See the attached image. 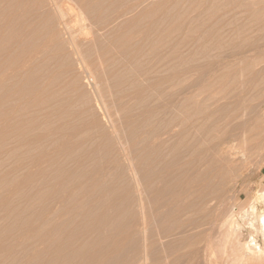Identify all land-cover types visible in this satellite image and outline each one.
Wrapping results in <instances>:
<instances>
[{"label": "rangeland", "instance_id": "obj_1", "mask_svg": "<svg viewBox=\"0 0 264 264\" xmlns=\"http://www.w3.org/2000/svg\"><path fill=\"white\" fill-rule=\"evenodd\" d=\"M259 1L0 0V264H203L264 187Z\"/></svg>", "mask_w": 264, "mask_h": 264}, {"label": "bare ground", "instance_id": "obj_2", "mask_svg": "<svg viewBox=\"0 0 264 264\" xmlns=\"http://www.w3.org/2000/svg\"><path fill=\"white\" fill-rule=\"evenodd\" d=\"M259 2H264V0H260ZM216 147L218 150L224 151L225 149H229L230 144L226 138H222L216 143ZM229 154L233 156L237 162L240 161V163L241 161H246L248 158L242 150H230ZM247 163L244 164L243 162L246 168ZM145 184L148 185V182ZM176 199L177 198H174V200ZM149 200L143 201L145 205H141L143 209L142 218H144L145 223L148 222L153 215V211L151 210L152 204L147 203L150 202ZM219 200V212L216 214L215 220L212 219L214 226L217 228L215 231L216 234L212 230V227H206L207 223L205 224V233L202 231L205 234V236L203 234L202 240L206 237L204 245L202 244L203 247H199L202 250L201 255L203 254V264H264V187L260 189L256 195L247 199L244 204L241 203V206L239 205L237 209L235 208L231 211L228 210L229 212H224L226 200H221V198ZM146 204L151 206L147 209ZM221 206H223V208H221ZM198 251L200 250L198 249ZM144 260H146V258Z\"/></svg>", "mask_w": 264, "mask_h": 264}]
</instances>
